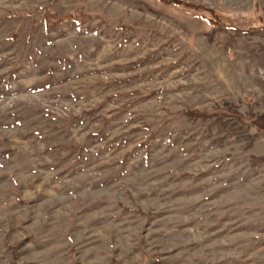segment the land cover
I'll return each mask as SVG.
<instances>
[{
	"label": "rangeland",
	"instance_id": "1",
	"mask_svg": "<svg viewBox=\"0 0 264 264\" xmlns=\"http://www.w3.org/2000/svg\"><path fill=\"white\" fill-rule=\"evenodd\" d=\"M262 120L264 0H0V264H264Z\"/></svg>",
	"mask_w": 264,
	"mask_h": 264
},
{
	"label": "trees",
	"instance_id": "2",
	"mask_svg": "<svg viewBox=\"0 0 264 264\" xmlns=\"http://www.w3.org/2000/svg\"><path fill=\"white\" fill-rule=\"evenodd\" d=\"M169 2H170V1H169ZM172 3H173V1H172ZM176 3L180 4V3H182V2L177 1ZM173 4H174V3H173ZM182 4H183V3H182ZM183 5H185L186 7H188V6L195 7L194 5L186 4V3H184ZM256 124L258 125V127H259L260 129L264 130V121H263V120H262V121H257Z\"/></svg>",
	"mask_w": 264,
	"mask_h": 264
}]
</instances>
